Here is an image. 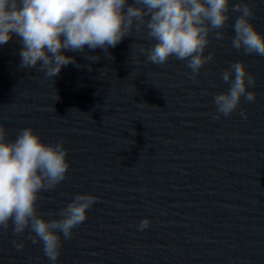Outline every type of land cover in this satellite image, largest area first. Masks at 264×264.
I'll return each instance as SVG.
<instances>
[{
    "label": "water",
    "instance_id": "water-1",
    "mask_svg": "<svg viewBox=\"0 0 264 264\" xmlns=\"http://www.w3.org/2000/svg\"><path fill=\"white\" fill-rule=\"evenodd\" d=\"M252 2L264 33V0ZM238 15L223 40L210 37L213 59L195 78L175 57L149 63L141 49L155 41L135 26L107 51L62 49L75 60L54 78L39 65L20 67L15 34L0 44V126L9 142L30 127L68 149L67 177L39 193V212L59 219L75 195L98 197L57 264H264V57L232 48ZM236 61L255 77L256 100L216 119L214 96L229 87L221 73ZM145 218L151 226L140 230ZM32 235L0 230V264H51Z\"/></svg>",
    "mask_w": 264,
    "mask_h": 264
},
{
    "label": "clouds",
    "instance_id": "clouds-1",
    "mask_svg": "<svg viewBox=\"0 0 264 264\" xmlns=\"http://www.w3.org/2000/svg\"><path fill=\"white\" fill-rule=\"evenodd\" d=\"M233 13L239 15L232 25V48L264 57V33L252 22V0H0V44L15 34L23 45L20 67L39 65L38 71L54 78L75 60L62 49L82 52L87 46L107 51L135 26L147 29V37L155 41L150 49H141L149 63L163 65L175 57L187 62L195 78L213 59L212 54L205 55L210 37L225 38L223 29ZM221 79L229 87L214 96L216 119L232 115L242 100L255 102L257 93L249 87L256 80L243 62H234ZM69 168L63 141L46 144L27 127L9 142L7 130L0 126V230L11 227L17 236L29 230L32 243L43 246L51 264H57L64 240L72 238L98 200L89 193L77 194L57 213L59 219H46L39 212V193L54 190L66 179ZM150 226L148 218L139 223L140 230ZM13 243L18 251L25 247L22 240Z\"/></svg>",
    "mask_w": 264,
    "mask_h": 264
}]
</instances>
